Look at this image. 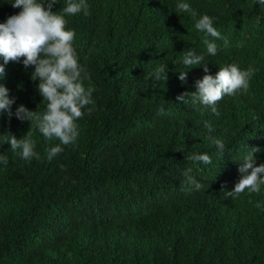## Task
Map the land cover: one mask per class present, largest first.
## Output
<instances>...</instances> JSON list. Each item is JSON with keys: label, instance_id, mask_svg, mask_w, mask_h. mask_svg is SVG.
<instances>
[{"label": "trees", "instance_id": "1", "mask_svg": "<svg viewBox=\"0 0 264 264\" xmlns=\"http://www.w3.org/2000/svg\"><path fill=\"white\" fill-rule=\"evenodd\" d=\"M9 2L0 0V22L20 11ZM187 2L213 17L227 40H215L217 55L205 57L208 74L251 65L257 71L248 90L219 101L218 117L190 96L177 101L206 74L180 63L189 49L205 51L192 16L176 10L177 0H88L90 15L66 17L89 73L85 86L95 89L90 114L77 121V141L49 161L46 149L58 140L0 113V155L9 159L0 166V264H264V211L255 207L264 204V186L235 199L225 194L240 179L248 149H259L253 156L264 163V5ZM162 64L167 80L154 82L149 74ZM33 70L5 66L0 84L16 98L13 113L21 104L37 113L45 107ZM187 70L181 82L178 72ZM28 131L41 157L30 162L4 143ZM210 135L224 141V153ZM194 152L211 163L187 159ZM187 169L199 190L187 183Z\"/></svg>", "mask_w": 264, "mask_h": 264}, {"label": "clouds", "instance_id": "2", "mask_svg": "<svg viewBox=\"0 0 264 264\" xmlns=\"http://www.w3.org/2000/svg\"><path fill=\"white\" fill-rule=\"evenodd\" d=\"M259 5H264V0H256ZM13 8H19L18 14L10 15L4 22H0V80L4 78L5 66L11 61L21 63L25 69L34 66L30 79L38 81L37 91L43 98L45 107L39 113L30 111L24 105H19L15 113L11 106L15 97L9 95V89L0 84V113L7 112L21 121H30L45 140H58L59 143L46 149V158L51 161L63 151L62 145L74 144L79 135L80 127L77 123L84 115L90 114L88 107L94 105L93 93L95 89L85 86L89 73L79 62L78 53L73 45L75 30L67 27L69 16L83 14L90 15L88 0H65L61 11H52L59 0H10ZM176 10L189 13L194 19V27L198 32L205 34L203 44L204 52L189 49L180 58V63L188 70L202 66L206 73L201 79L195 81V91L185 92L176 97L177 101L186 103L190 96L193 104H199L203 109L215 116H219L218 102L225 96L234 97L246 92L251 78L257 69L251 65L241 68L236 63L220 66L215 75L208 74L205 63L206 56H216L218 47L215 40H227L214 27L215 19L207 14H198L187 2L177 0ZM207 37L215 38L208 39ZM23 58V59H21ZM167 66L158 65L149 74L154 82L167 80ZM187 71L178 72V79L186 82ZM160 114H164L163 108ZM204 128L212 133L215 129L210 121L204 122ZM3 136V135H0ZM208 139L217 151L224 153L226 145L220 138L209 136ZM4 143L10 144V149L20 159L30 162L32 158L40 159V154L35 151L36 142L32 139V132L28 131L23 138L17 139L8 134ZM257 148L248 149L243 156V163L239 167L240 179L230 191L225 194L233 199L238 198L245 190L249 194L260 193L264 186V163L257 165L254 152ZM187 159L200 162L204 165L211 163L207 153H192ZM8 157L0 155V166L7 167ZM191 169L184 172L186 181L201 188L191 175ZM255 207L264 211V204L255 202Z\"/></svg>", "mask_w": 264, "mask_h": 264}]
</instances>
